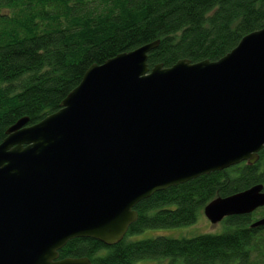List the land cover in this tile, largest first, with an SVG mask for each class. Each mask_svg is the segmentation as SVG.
<instances>
[{"label": "water", "instance_id": "water-1", "mask_svg": "<svg viewBox=\"0 0 264 264\" xmlns=\"http://www.w3.org/2000/svg\"><path fill=\"white\" fill-rule=\"evenodd\" d=\"M158 42L92 65L58 111L0 142V264L58 259L71 240L119 243L153 194L253 164L264 148V28L215 62L148 68ZM264 207L257 185L208 203L211 224ZM264 225V218L253 226Z\"/></svg>", "mask_w": 264, "mask_h": 264}, {"label": "trees", "instance_id": "trees-1", "mask_svg": "<svg viewBox=\"0 0 264 264\" xmlns=\"http://www.w3.org/2000/svg\"><path fill=\"white\" fill-rule=\"evenodd\" d=\"M264 28V0H0V142L20 119L31 126L60 108L86 70L157 41L147 65L215 62ZM260 185L255 163L170 187L139 202L137 220L113 246L69 241L58 259L91 264H264V207L223 219L219 234L130 239L149 229L194 224L211 201Z\"/></svg>", "mask_w": 264, "mask_h": 264}, {"label": "rangeland", "instance_id": "rangeland-1", "mask_svg": "<svg viewBox=\"0 0 264 264\" xmlns=\"http://www.w3.org/2000/svg\"><path fill=\"white\" fill-rule=\"evenodd\" d=\"M223 231V223L211 224L201 211L194 224L176 228L149 229L142 234L132 236L130 239H143L156 236H165L172 238H191L201 234H219ZM148 264H153L148 262Z\"/></svg>", "mask_w": 264, "mask_h": 264}]
</instances>
